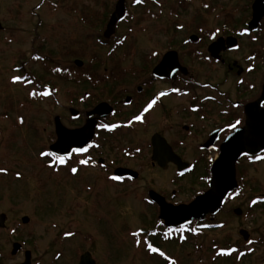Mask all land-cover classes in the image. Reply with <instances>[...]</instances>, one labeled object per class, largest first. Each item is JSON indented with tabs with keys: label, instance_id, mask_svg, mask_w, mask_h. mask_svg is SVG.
<instances>
[{
	"label": "rangeland",
	"instance_id": "1",
	"mask_svg": "<svg viewBox=\"0 0 264 264\" xmlns=\"http://www.w3.org/2000/svg\"><path fill=\"white\" fill-rule=\"evenodd\" d=\"M253 1L157 0L136 6L133 4L135 0H127L128 17L111 36H114L112 42L116 38H127L110 55L111 50L103 47L100 41L107 40L103 34L118 0H0V23L3 26L0 33V169L6 170V173L0 172V215L7 217L6 227L0 228V264L24 263L27 251L32 253V264H79L80 256L85 252L92 254L96 264H166L161 258L149 254L143 241L138 246L132 233L153 228L158 219V212L145 203L146 191L155 189L171 194L178 189L180 195L175 200L187 202L193 194L206 189L198 179L199 174L177 179L175 167L165 171L153 167L151 151L145 146L150 134L157 131L170 140L185 141L180 153L189 162L198 157L186 147L195 150L198 143L195 138L199 136L187 137L182 127L188 121L183 114H175L174 109L184 106L183 99L169 102L167 105L169 108L172 105L173 110L168 113L157 111L156 128H143L134 134L135 143L145 147L141 160L126 165L139 173V180L135 183L115 186L107 181L105 171L95 169L82 170L77 176L70 177L68 167L56 164L55 168H49V159L41 158L39 153L49 150L53 143L51 138L56 140V117H60L62 124L69 129L83 127L85 112L118 93L135 91L140 74L134 71L139 72L145 67L147 55L151 52L162 55L171 48L184 51L183 41L191 31L199 28L209 32L219 29L218 37L232 36V32L246 27L251 20ZM206 4L208 8L204 7ZM90 12H100V26L89 28L84 24V18ZM181 25L185 31L178 32L177 27ZM259 52L263 58L255 60L258 70L244 79L262 86L264 36L245 35L239 39V50L224 57L231 67L237 66L233 71L227 64L211 70L201 64L187 63L201 83L219 84L224 92L231 94L234 102L239 97L236 95L238 77L235 74L247 67L249 56ZM37 54L46 61H37ZM70 54L73 57L65 59ZM89 55L97 62L94 72L100 80V87H93L90 82L79 84L58 79L51 72L56 63L75 66L77 61L83 64L80 69L85 70L91 65ZM114 64L123 79L117 80L119 74L107 79L110 71L105 69H111ZM24 73L35 75L44 82L43 85L51 83L56 89L51 93L53 96L33 99L30 93H39L44 88L37 84L26 87L12 83L14 76ZM151 92L145 94L146 97ZM259 93L260 89L249 93L248 98H256ZM73 109L81 113L80 119L72 118ZM21 117L23 124L19 123ZM123 137L116 148L129 143L126 136ZM204 166L196 169L201 173ZM237 167L238 175L245 177L246 186L241 193L243 200L232 202L218 216L217 221L227 226L206 231L186 243L180 241L182 244L177 241L157 242L171 258L169 262L264 264V205L251 212L248 208L251 198L264 193V162L250 165L243 161ZM87 186L93 190L86 191ZM233 208L242 209L243 215L235 217ZM246 212L250 214L246 215ZM24 217L30 219L28 224L23 223ZM242 230L253 242L244 246L246 256L241 259L219 258L217 249L228 246L225 244L244 243L240 236ZM68 232L75 235L66 237ZM15 243L23 246L18 255H12Z\"/></svg>",
	"mask_w": 264,
	"mask_h": 264
},
{
	"label": "flooded vegetation",
	"instance_id": "2",
	"mask_svg": "<svg viewBox=\"0 0 264 264\" xmlns=\"http://www.w3.org/2000/svg\"><path fill=\"white\" fill-rule=\"evenodd\" d=\"M145 3L141 2L139 4L133 2L136 6L138 5H144L146 4V1L155 3L157 0H142ZM255 3V0L252 3L251 6V20L246 23V27L240 29L239 31L232 32L234 35H229L226 37H218L216 35V38L213 40L211 39V34L215 31H208L206 29L199 28L195 32L191 31L187 35V39L183 41V47L184 51L181 50V52L177 49H167L166 52H164L162 55L154 56L151 52L149 55H147V60L145 67L141 68V70L138 72V70L134 71L135 73L140 74L139 79L140 83L134 89L135 91H128L126 89V93H118L115 96L111 95L113 97L103 100L100 102L101 104H107L112 108V111L110 114L105 116V118L100 117L98 120V125L101 123H108V124H119V125H128L130 124V127H120L116 129L114 132H108L106 130L100 129L97 126L96 129V136L93 144H99L98 148H91L89 150V153L85 156H78L74 155L72 156V159L67 162L65 167L69 168V176L75 177L79 172L83 170H103L106 172V175L112 184L115 186L117 185H126L127 183H135L139 180V173L134 170L132 167L126 166L129 162L135 161V160H141V155L145 149L144 146H141L140 144L135 143L134 134L138 130H144L145 128L153 129L157 127L156 124V115L157 111L163 112H170L173 110V106L168 107L169 102H174L175 100H181L184 101V106H179V109H174L176 115L183 114L186 121H188L187 125H184L182 127V131L186 132L187 137H191L193 139V135L197 134L200 137H204L205 139H199L195 138L198 142L195 146V150L191 147H186V149H191L193 152H195V155H198V157L194 158L192 162H189L185 156H183L180 151L184 149L185 147V141H173L170 140L168 137H163L161 132H154L152 135L149 136V143H147L145 146H147L148 149L151 151V162L153 167H158L161 171H165L169 169L170 167H175V174L177 179H183L185 176L189 175H197L199 174L200 181H202L206 185V189H203L202 191L196 192L191 196V199L187 202L185 201H179L175 200L180 195V190H173L171 194H168V191H163V193L156 191L155 189H150L147 192V197L145 200V203L151 207L153 210L158 212V219L156 220V224L153 228H146V233L150 235L151 240L154 241L155 239H160L163 241V238L165 237L164 233H166L169 229L167 227L166 222L164 220H161L160 216L162 214V207L156 199L155 194H158L160 197H162L167 204L179 207V206H189L191 203H193L197 198L204 196L206 193H208L211 190V184L213 181V168L216 162L221 157V149L224 145V142L234 133H236L238 130H232L230 125L235 122L236 119L241 120V125L239 130L246 128L247 121H248V115L247 114V108L251 105L258 104L259 112L262 113L264 111V107H261V105H264V82L262 86H259L257 84H253L250 81L245 80L244 78L250 74H253L258 70V63L255 61L258 58L261 57L262 53H258V55H251L247 58L246 64L247 67L245 69H240L239 72H237L235 75L238 77L237 86L238 93L236 94L239 97L237 98V101H234L231 99V94L226 93L221 89V86L213 85L211 83H201L199 80V77H196L193 70H191V66L187 63L189 61L190 63L194 64H201L204 66H207L211 70H215L216 67L222 66L227 64V61L224 59L226 55H229L235 51L239 50V39H241L243 36H249L253 37L254 35L258 36H264V18L260 21L258 29L255 31H249V23L253 19V5ZM208 8V7H207ZM128 17V10L127 15L124 20H122L119 24H117L115 31H117L118 26L126 21V18ZM178 32L185 31L184 26H178L177 27ZM103 37H105V32L103 34ZM236 38L237 39V47L233 46V48H229L227 44L228 38ZM113 37L108 38L106 41H100V43L105 47L106 49H110L112 55L123 43L126 41V36L121 38H116L112 42ZM224 40L223 42V48L222 50L218 51V47H213L214 44H216L219 40ZM118 40V41H117ZM116 41V44H115ZM121 43V44H120ZM117 45V46H116ZM263 49V48H261ZM260 49V51H261ZM174 54H176L174 56ZM250 57H253L254 59H250ZM176 59L178 61V65L176 64ZM257 63V64H256ZM77 64V63H75ZM228 69L230 71H233L235 67H231L230 64ZM121 67V65H120ZM161 67L160 69H158ZM251 68L252 71H248V69ZM18 71L23 72L22 69L17 68ZM125 69L126 68H122ZM106 71H110L109 75L106 76L107 79L110 80L111 77H115L117 74L119 76L117 77V80H120L124 78V76L119 73V68L114 64V66L111 69H105ZM131 71L133 69H130ZM134 73V74H135ZM124 74H128L127 71L124 72ZM131 74V72L129 73ZM22 80L29 79V81H32L30 85H38L40 88L41 82L35 75H32L30 73H24L21 75ZM26 78V79H25ZM264 81V78H263ZM25 85L24 83H22ZM50 84V83H48ZM159 85V86H158ZM169 86V87H168ZM27 87H30L27 85ZM157 87H159L158 90L154 91ZM161 87H167V88H161ZM260 87V88H259ZM260 89V93L258 97H251L248 98L249 93H254ZM243 90V91H242ZM152 91V92H151ZM236 91V90H235ZM236 91V92H237ZM132 92V93H131ZM148 92H151L148 97H146ZM161 92L167 93V95L160 97L157 99V103L154 105V107L144 114V120L145 122L143 124L136 122L135 117L139 114H141L145 107H147L148 103H150L153 99H156L159 97V94ZM208 92L210 94H208ZM143 96V97H141ZM32 97V96H31ZM185 99V100H184ZM235 105H239V108L235 107ZM97 106V105H96ZM172 109V110H171ZM106 110H103L102 112L105 113ZM91 111L85 112L86 120L85 125L88 122V113ZM115 113V115H113ZM156 114V115H155ZM73 114L71 113V116ZM81 113L73 119H80ZM97 119V118H96ZM164 122H167L165 119ZM84 125V126H85ZM83 126V127H84ZM82 127H77L75 129H80ZM144 128V129H143ZM126 135H123V134ZM130 137H129V136ZM123 136H126V139H128L129 143H126L127 145L125 147L116 148L119 144H121V139L124 138ZM190 139V140H191ZM138 143H140L139 140H137ZM124 143V142H123ZM122 146V145H121ZM140 148L141 151L139 153L136 152V149ZM119 149V150H118ZM181 149V150H180ZM219 149V151H217ZM163 150H166L170 157L169 159H163L161 158V153ZM123 154V155H122ZM98 156V158H96ZM257 156L264 157V151L257 155H243L236 164V176H237V182L238 187L229 195L225 201V204L223 205L222 209L214 216H207L202 221H193L188 222V224H185L187 226V230L184 232L176 231L171 233L167 236L169 241H177L178 243H181L180 241H184L182 243L188 242L190 238H196L200 235H203L204 232L215 231V230H221V228H224L227 226L224 222H219L218 216L226 210L229 205L236 201V200H243L241 193L243 194V189L246 186L245 183V177L238 175V167L243 161L247 162L250 165H259L264 162V159L258 160L256 159ZM89 159V164L87 166H83L79 164L80 159ZM56 164H59L56 161H53ZM128 162V163H127ZM55 164V165H56ZM60 165V164H59ZM179 165H182L184 168L180 169ZM205 165L204 171L200 173L199 166ZM71 167H76L78 169V173L73 176L71 174ZM197 170V171H196ZM120 171L118 176L116 175V172ZM183 172L184 175H180V173ZM119 177L118 180H112L110 177ZM175 182V181H172ZM95 184H93L94 187ZM92 186V185H91ZM87 186L86 191L93 190V187ZM236 193H239V195H236ZM256 200V204H252V201ZM264 205V193L260 194L259 196H254L251 198L248 208L253 211L257 207H262ZM250 212H246L245 214L249 215ZM232 213L235 217H241L243 215V211L240 208H233ZM222 225V227H221ZM172 227V228H179ZM243 232L246 233V231L242 230L240 231V236L243 239L244 243L234 245V244H225L228 246H223L221 249H217L218 257L223 259H231V258H239L246 256V252L244 250V246L249 245V241L252 242L250 235L247 234V238L243 235ZM74 233V232H72ZM75 234V233H74ZM73 237V236H72ZM181 243V244H182ZM253 243V242H252ZM223 245V244H222ZM217 246V245H216ZM220 248V246L218 247ZM235 249L236 251H232ZM214 250V249H213Z\"/></svg>",
	"mask_w": 264,
	"mask_h": 264
},
{
	"label": "water",
	"instance_id": "3",
	"mask_svg": "<svg viewBox=\"0 0 264 264\" xmlns=\"http://www.w3.org/2000/svg\"><path fill=\"white\" fill-rule=\"evenodd\" d=\"M126 14V0H119L116 4L114 13L110 18V22L105 31V37L108 39L114 33L116 25ZM264 18V0H255L253 5V19L249 23V31H255L258 29L260 21ZM3 30V26L0 23V32ZM223 40H219L213 47H218V51L222 50ZM229 48L233 46L237 47V41L235 39L227 40ZM176 54H174L175 56ZM82 65L81 62H78ZM176 64L178 61L176 59ZM159 67L158 69H160ZM106 110L105 113L102 112ZM112 108L107 104H101L96 107L91 113L88 114L87 124L77 130H70L61 124V119L56 118V135L57 142L53 144L50 151H57L58 146L66 145L69 142H75L86 137H91L89 143H91L95 137V132L98 124V118H105L110 114ZM74 116H78L79 112L76 110L71 111ZM248 121L247 126L244 129L238 130L232 134L222 146L221 157L216 162L213 168V181L211 184V190L204 196L197 198L190 206L174 207L166 203V201L155 194L153 197L158 204L162 207L161 219L166 221L167 226H181L188 222L195 220L202 221L209 215H216L223 207L228 195L234 191L237 187L236 179V164L237 161L247 152L248 155H257L264 151V111L259 112L258 104L251 105L247 108ZM95 117H98L97 119ZM59 155H67L68 153L59 152ZM179 168H184L179 165ZM120 171L116 172V175ZM7 217L6 215H0V228H5ZM23 223L28 224L30 219L28 217L23 218ZM243 235L247 238V234L243 232ZM23 247L19 243L13 245L12 255H18L22 251ZM90 253H85L80 260L79 264H96L90 256ZM32 253L27 251L25 253V261L21 264H32Z\"/></svg>",
	"mask_w": 264,
	"mask_h": 264
},
{
	"label": "snow or ice",
	"instance_id": "4",
	"mask_svg": "<svg viewBox=\"0 0 264 264\" xmlns=\"http://www.w3.org/2000/svg\"><path fill=\"white\" fill-rule=\"evenodd\" d=\"M135 2L137 4H139V3L142 2V0H135ZM204 7L207 8L208 5L206 4V5H204ZM181 27H183V26L181 25ZM201 31H203V29H201ZM218 33H219V29H217L216 32L211 34V39L214 40ZM153 55L156 56V55H158V53L153 52ZM35 59L39 60V59H41V57L37 56V57H35ZM250 59H254V58L250 57ZM54 71L60 72L61 69L60 68H55ZM248 71L251 72L252 69L249 68ZM21 80H22L21 76H14L12 78V83L16 84V83L21 82ZM28 82L31 83L32 81H28ZM49 94L50 93L47 92V91H42V92L39 93V95H41V96H47ZM30 95L35 97L36 95H38V93L31 92ZM165 95H167V93L161 92L159 94V97H157L156 99H153L150 103H148L147 107L144 108L143 112L135 117V121L143 124L145 122L144 114L147 113L148 111H150L154 107V105L157 103V99H159L160 97H163ZM235 107L239 108V105H235ZM261 107H264V105H261ZM113 115H115V113H113ZM19 123L20 124L24 123V120H23L22 117L20 118ZM240 125H241V120L236 119L235 122L230 125V127H231L232 130H239ZM130 126H131L130 124H128V125H119V124H108V123H101L100 125H98V127L100 129L106 130L108 132H114L116 129H118L120 127H130ZM90 138L91 137L89 136V137L83 138V139L75 141V142H69L66 145L58 146L57 151L41 150L39 155H40L41 158H50L51 160L58 162L60 165H66L67 162L72 159L73 154L74 155H78V156H85L86 154L89 153V150L91 148H93V147L98 148L99 147V144L89 143ZM140 151H141L140 148L136 149L137 153H139ZM217 151H219V149H217ZM59 152H65V153H68V154L67 155H59L58 154ZM244 155L247 156L248 153L244 152ZM161 158L169 159L171 157H170L169 153L166 150H163L162 153H161ZM256 159L261 160V159H264V157L257 156ZM79 164L83 165V166H87L89 164V159H86V158L80 159L79 160ZM48 167L49 168H55L56 165L53 164V163H49ZM70 171H71V174L73 176H75L78 173V169L76 167H71ZM0 172H5L6 173V170L5 169H0ZM180 175H184V173L181 172ZM17 178H19V173H17ZM110 179L118 180L119 177L113 176V177H110ZM229 195H231V194H229ZM236 195H239V193H236ZM256 203H257L256 200L252 201V204H256ZM221 227H222V225H221ZM186 230H187V226L186 225H181L179 228H169L168 231L166 233H164V235H165V237H167L168 235H170L173 232H176V231L184 232ZM74 235L75 234L72 233V232L65 233L66 237H72ZM132 235H133V237H138V236L141 235V233L140 232H133ZM136 243L139 246L141 241L137 240ZM145 243H146V247H147L149 252L158 253L161 257H164L166 260L168 259V257L165 256V253L163 251H160L159 248L153 246L151 243H148V242H145ZM249 243H252V242L249 241ZM232 251H236V250L233 249ZM170 264H175V261H170Z\"/></svg>",
	"mask_w": 264,
	"mask_h": 264
},
{
	"label": "trees",
	"instance_id": "5",
	"mask_svg": "<svg viewBox=\"0 0 264 264\" xmlns=\"http://www.w3.org/2000/svg\"><path fill=\"white\" fill-rule=\"evenodd\" d=\"M90 16V17H89ZM93 16V17H92ZM100 12H90L87 14V17L84 18V24L89 28H95L96 26H100ZM70 57H73V54H70L65 57V59H69ZM89 61L91 62V65L89 68L80 69L78 67L72 66V65H61L60 63L54 64V67L51 69V72L55 75L56 78H61L63 80L72 81L74 83H87L90 82L93 87H100V80L97 76V74L94 72V65L97 63L95 58L92 56H88ZM43 61V60H41ZM46 61V60H44ZM55 68H60V72L54 71ZM51 88H52V84ZM50 87V86H49ZM52 90V89H51ZM56 90V89H55ZM34 98V97H33ZM52 142H54V138H51ZM46 151H49L48 149H45Z\"/></svg>",
	"mask_w": 264,
	"mask_h": 264
}]
</instances>
